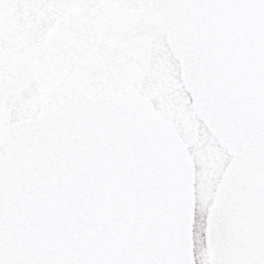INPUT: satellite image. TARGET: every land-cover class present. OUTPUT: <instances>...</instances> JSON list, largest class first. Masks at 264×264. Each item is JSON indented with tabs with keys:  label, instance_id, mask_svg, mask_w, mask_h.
I'll use <instances>...</instances> for the list:
<instances>
[{
	"label": "water",
	"instance_id": "1",
	"mask_svg": "<svg viewBox=\"0 0 264 264\" xmlns=\"http://www.w3.org/2000/svg\"><path fill=\"white\" fill-rule=\"evenodd\" d=\"M193 106L233 154L210 264H264V0H150ZM114 49L108 55L117 52ZM142 94L66 101L0 145V264H196L195 164Z\"/></svg>",
	"mask_w": 264,
	"mask_h": 264
},
{
	"label": "rangeland",
	"instance_id": "2",
	"mask_svg": "<svg viewBox=\"0 0 264 264\" xmlns=\"http://www.w3.org/2000/svg\"><path fill=\"white\" fill-rule=\"evenodd\" d=\"M151 19L161 18L147 0H0V52L11 40L6 34L14 32L18 38L3 60L23 57L30 62L29 53L45 48L40 57L44 78L51 85L50 89L42 90L44 99L35 81L20 91L0 94V140L14 119L27 115L37 118L65 98L94 95L100 88L120 97H130L136 92L146 94L153 100L155 110L176 125L193 156L196 165L193 251L197 264H209L205 216L231 155L192 108L166 36H144L122 43L124 31ZM52 31L57 33L52 35ZM93 42L107 49L122 44V50L112 55L114 62L94 58L89 55ZM110 83H114L111 88Z\"/></svg>",
	"mask_w": 264,
	"mask_h": 264
},
{
	"label": "flooded vegetation",
	"instance_id": "3",
	"mask_svg": "<svg viewBox=\"0 0 264 264\" xmlns=\"http://www.w3.org/2000/svg\"><path fill=\"white\" fill-rule=\"evenodd\" d=\"M19 31H20V29H19ZM56 33H57L56 31L51 32L52 35H55ZM6 35H7L6 37L11 38V40L8 42L9 45L6 46V49L4 51L2 50L0 52L1 53V56H0V94H2V95L11 94L13 92L20 91L24 87H26L29 83H31V81H35L39 86L38 89H39V93L41 95V99H44L42 90L51 88L50 87L51 85L49 83L50 80L47 77L44 78V72H43L44 69L42 67V66H44L42 64L43 59L40 57V53L43 55V52H44L43 49H45V48H43L42 51L40 49V51L38 50L37 52H32L33 54L29 53V55H31V57H32V60L30 62L26 61L23 57H21L19 59H15V61H13V60L5 61V60H3L4 55L9 52L8 50L15 43L14 40H18V38L15 36L14 32L11 33V35H8V34H6ZM46 43L49 44L48 40L46 41ZM0 45H2V38H0ZM89 46H92V48L89 49L90 50L89 55H93L94 58H102V59H107V61L114 62V59L112 56L106 58V54L110 49H107L106 47L104 48V47L100 46L97 42H93ZM119 46H120V50H118V52L116 54H119L120 51L122 50V44ZM27 50L30 52V50L28 48H27ZM85 55L87 56L88 53H85ZM113 56H115V55H113ZM110 66H111V64L108 62L106 67L109 69ZM26 78H28V79H26ZM110 84H111V86L109 88H111L112 85H114V83H110ZM116 95L117 94L115 92L109 94L106 90L100 88L98 91H96V94L87 95V96L114 97ZM65 99H67V98H65ZM75 99H78V98H75ZM63 100L64 99L59 100L57 103H55L47 111H49L50 109L55 107L57 104H59ZM47 111L43 112L38 117L42 116ZM29 116L33 117V115H27L24 117H29ZM24 117H20L19 119L24 118ZM14 120H16V119H14ZM9 124H8V126H9ZM8 126L6 127L3 138L6 135V131H7ZM3 138L0 140V142L3 140Z\"/></svg>",
	"mask_w": 264,
	"mask_h": 264
}]
</instances>
